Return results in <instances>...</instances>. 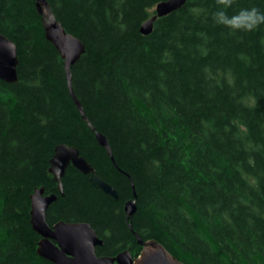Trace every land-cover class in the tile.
Masks as SVG:
<instances>
[{"label":"trees","instance_id":"obj_1","mask_svg":"<svg viewBox=\"0 0 264 264\" xmlns=\"http://www.w3.org/2000/svg\"><path fill=\"white\" fill-rule=\"evenodd\" d=\"M47 1L86 48L71 68L85 118L36 0H0V33L19 60L18 81L0 79V264H55L31 223L43 186L57 195L48 223H90L99 256L136 255L140 237L187 264H264V24L234 30L213 15L264 13V0H187L149 34L141 26L162 0ZM59 144L119 197L73 165L61 194L49 171Z\"/></svg>","mask_w":264,"mask_h":264},{"label":"water","instance_id":"obj_2","mask_svg":"<svg viewBox=\"0 0 264 264\" xmlns=\"http://www.w3.org/2000/svg\"><path fill=\"white\" fill-rule=\"evenodd\" d=\"M187 0H162L155 6V13L141 26V32L149 34L158 17L165 16L180 9ZM36 6L42 15L46 37L61 53L65 62L70 91L74 100L85 118L82 105L72 88V66L85 53L84 43L75 35L66 31L52 10L47 0H36ZM18 48L8 36L0 33V79L14 83L18 81ZM99 142L111 154L108 139L97 133ZM73 165L85 175L94 188L103 190L106 194L119 197L118 190L105 181L95 170L92 164L80 153V150L67 144H59L50 160L49 171L58 183V190L64 194L62 179L67 168ZM57 199L55 193L48 194L45 187L36 188L31 195V223L35 231L41 236L37 252L40 256L49 259L55 264H187L172 255L161 243L154 239L144 240L138 237L142 250L133 255L130 249L121 251L115 256H99L97 247L103 245L104 240L88 222L59 221L50 225L47 212L50 205ZM136 210L135 202L126 204V212L130 218ZM132 227V225L130 224Z\"/></svg>","mask_w":264,"mask_h":264},{"label":"clouds","instance_id":"obj_3","mask_svg":"<svg viewBox=\"0 0 264 264\" xmlns=\"http://www.w3.org/2000/svg\"><path fill=\"white\" fill-rule=\"evenodd\" d=\"M217 3L227 8L231 5V0H217ZM213 15L217 23L234 30L253 31L259 25L264 24V13L256 8L242 9L238 14L231 17L223 10Z\"/></svg>","mask_w":264,"mask_h":264}]
</instances>
